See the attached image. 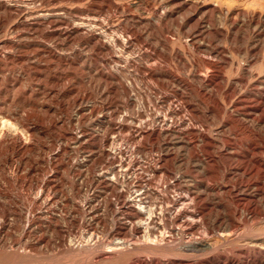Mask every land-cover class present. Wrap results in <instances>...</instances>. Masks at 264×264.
I'll list each match as a JSON object with an SVG mask.
<instances>
[{"label": "bare ground", "instance_id": "obj_1", "mask_svg": "<svg viewBox=\"0 0 264 264\" xmlns=\"http://www.w3.org/2000/svg\"><path fill=\"white\" fill-rule=\"evenodd\" d=\"M97 1H101L97 2L100 3L99 6L83 12L78 8H73V4L69 5L71 8L69 6L65 7L66 5L58 7L54 5L52 7L50 0H31L29 1L30 6L32 3L36 4L34 7L32 5V9H30L29 2L26 4L30 8H27V5L24 7L25 3L22 5L19 2L18 4L10 2V0H0V12L5 11L9 16L15 15V19H17L12 28L13 33L0 40V60L5 65L19 62L30 75L33 73L32 75L38 77L46 76L52 79V82L66 74L63 71L58 76L46 74V70L53 62L57 63L62 70H69V67H80L85 71L86 68L91 69L95 65L97 75L108 84L105 90L106 93L104 91L106 100H103V108L108 109V111L102 110L104 111L102 112L94 102H90L87 92L81 91L74 84L66 85L65 82V86L63 84L56 87L57 84L56 86H49L45 82L44 84L39 83L38 90L44 93V97L46 94L62 98L57 104L58 106H54V102L51 104L43 99V101L41 100V102H44L42 104L44 113L57 114L56 112L60 110L64 114L60 117L57 115L58 118L54 120H51V114H48L51 117L49 124H45L42 121L43 119L40 120L39 115L36 116V113L38 114L40 110H43L41 107L37 112L34 106V116L30 115L34 112L33 109L28 113V111L23 110L24 107L19 108L18 105L14 104L17 102L16 104L21 105L19 102H24L31 109L35 105L34 99L36 98H33L31 94H25L26 92L21 90L23 80L21 82L18 76L12 79V83L9 84L10 87H15L18 90L17 95L15 93L11 94L12 96L9 98L7 95V98L0 99V152L5 147L8 151L3 154L2 162H0V174H3L4 177L0 176L5 181H15L17 183L20 180V173L26 170L31 174L30 176L33 175L36 178V186L31 183L32 187L34 189L40 187V190L34 195L31 196L29 193L30 205L25 209L23 206L24 213L27 214L25 220H27L26 229L29 231L28 233L30 234V231L34 228L43 230L44 227L42 228L41 223L45 221L47 227L54 229L52 232L58 230L62 234L60 236L62 239H60L69 252L78 247L74 245L73 240L69 239V242H67V235L69 237L68 233L71 230L65 231L62 228V222L58 220L57 215L55 216L54 211L50 210L55 202L59 201L60 197L57 201V195L47 194L49 189L58 185L57 179L63 172V170L61 172V169L67 167L69 168L68 171L70 170L73 174L74 185L84 187L89 192V196L83 202H81L82 199L81 201H74V198V203L71 201L73 208L69 212L67 209L68 213L66 212V214H69L68 217L71 218L70 221L72 220L74 224V233L77 232L79 227H84L85 244L88 247L93 246V249H95L94 246H96L97 250L100 249L98 247H101V251H99L100 259L111 256L113 258V255L120 253H123L122 256H124L128 253L130 256L126 259V264H264V211L259 207V201L264 200V160L261 162L256 159L258 152L264 150V132L258 128L260 125L264 126V28L259 27L254 31L249 40L252 41L249 44L244 40L246 35L244 36L245 31L242 30L245 25L260 23L263 20L262 15L253 10H251L253 12H250V10L240 9L237 16H241V19H238L233 14V10H225L226 8L220 10L218 7V12L223 13V18L227 22V25L223 26L220 23L221 19L218 20L219 23L213 21V14L218 8L215 5L208 8L205 5L206 0H154V3L149 5L150 11L148 12H150V16L147 18L146 23L143 21L144 17H140V14V16L138 15L139 18L134 14H130L132 11H127V5L116 4L117 2L115 3L113 0ZM105 1L107 2V10L101 4ZM45 2L46 4H44ZM138 4L141 8L140 3ZM182 11L189 12L185 21L179 25L186 34L187 45H193L199 48L200 51L206 49L210 55L209 58H206L207 69L202 70V68L192 66L186 76L167 71V69L166 71L161 70L160 68L165 67L163 62L161 63L164 66L158 67V64L161 65L160 61L165 62L167 59L164 60L162 57L163 59L158 62V56L163 55H160L162 51L160 52L157 44L162 45L165 50L169 49L171 39L167 36L162 39L156 37L158 39L155 40L156 44L151 40L154 32V30L153 32L151 30L154 27L156 29L153 24L163 23L166 20L169 22L168 19L173 20L176 17L175 15ZM199 11H202V13L198 16L196 13ZM103 13H108L105 18L103 16L106 14ZM113 14L115 16L116 14L119 15V17L117 16V19L111 20L114 18H112ZM129 22L132 25L129 26ZM142 23L146 24V26L143 25L145 28L141 27L140 24ZM135 25H139L142 29H138V26L135 27ZM186 27L188 29L185 30ZM4 30L2 29L3 32ZM36 35H43V37L54 35L60 39L59 42L62 47L69 48L72 44L78 43L82 49L84 48L91 53L85 54L77 49H72L69 53H63L62 51L60 53V51L58 52L39 41H26L29 38L36 39L34 38ZM225 39L234 43L243 42L244 40L243 44L234 47L236 51L232 47V50L237 54H246V62L242 64L241 68L242 76L236 81H229L226 78L227 76L223 73L224 69L222 71V62L218 60V57H220L224 64L229 62L228 57L230 55L227 56V52L230 50L228 51L222 43ZM139 44L140 48L137 50ZM63 51L65 50L63 49ZM170 51L177 61L187 65V60H185L179 49ZM255 64H259L261 68V71L257 74L253 71ZM125 67H132L136 71V74L133 72L134 75L150 76L152 81L156 77H164V80L166 78L168 84L165 82L167 86H165V92L161 95V98L168 102V107L166 106L167 109L165 108L163 113L153 112V115L145 113L139 98L135 96L136 93L132 95L131 84L127 83V79H124L127 78L126 76L130 74V71L126 76L123 72L125 77H120V72ZM32 77L30 76V78ZM247 77L255 81L254 84H251L254 90L250 93L241 94L239 97L237 96L238 98L230 101L231 95H233L230 93L234 89V85L242 82L245 78L247 79ZM160 80H163V78L154 79V82ZM245 81H243V84ZM116 83L119 84V88L115 86ZM26 89L25 87L24 90ZM150 89L160 90L153 85ZM114 91L120 93L121 97L123 96L127 102L128 107L131 106L134 109L135 116L131 115V111L119 114V107H116V110L114 108L110 109L109 105L114 102L112 100H114L115 95H112V99L109 95L110 92L115 94ZM220 91L223 94L224 101L227 104L230 102L229 106L217 99V94ZM193 94H197V99H194L196 97L193 99L190 97ZM38 98L40 102V97ZM38 100L35 99V103ZM14 105L17 107L15 108ZM210 113L212 115H209L210 118H215V120H213L214 118L211 119L212 121H216V119L220 121V127L216 130L209 129L211 127L207 126L206 120L203 119ZM208 122L210 125V121ZM61 123L67 126L64 128L65 130L63 129L62 134L60 132L58 135L54 133L62 143L60 145L61 149L55 150L54 155L60 156L61 152L65 150L68 153L67 149L70 146L75 151L83 149L84 151H81L84 153L76 156L74 160L68 158L67 162H58L55 159L52 162H38L39 158H35L36 162H28V149L33 147L35 142H38L39 136L44 138L42 134H45L52 125L59 124L57 127H61ZM234 125L244 126L249 136L248 152L250 158L245 166L236 167L234 164L235 167H229V165L219 161L224 156L239 158L244 155L240 151L237 152V147L229 142L231 139L225 138L228 130ZM41 140L39 142H42ZM39 148L42 149L41 145ZM181 148H186L185 151L188 149L191 158H198V163L193 162L194 168L191 162L190 165L188 163V166H185V172L191 171L188 176L184 175L183 171L177 174L170 171L171 165L169 167V163L181 156L177 151L180 152ZM9 149H11L10 152ZM213 150H216V153ZM34 151H36V148ZM199 151L202 152V155H199ZM256 151H258L257 154ZM0 155L2 156L1 153ZM68 155L70 156V154ZM44 165L47 166L46 168L50 167L51 170L46 169L48 173L41 181L35 175L39 174ZM177 167L174 168L177 169ZM23 175H26V173ZM240 176L241 178H248L246 184H238L239 179L237 180V177ZM29 180L31 179L29 178ZM19 183L23 185L22 182ZM25 188L27 190V187ZM5 189L7 188L5 187ZM57 189L59 190V188ZM79 191L81 190L79 189ZM8 194L5 192L0 193V207H3L5 202L9 200H6V197L10 195ZM62 206L64 205L62 204ZM7 207H4V210L1 209L3 210L0 218V248L2 249L6 248L8 237L12 234L10 233L13 225L11 218L14 219L13 217L16 218L18 215H20V218L25 217H22L21 212L19 213L16 209ZM15 208L17 207L15 206ZM66 221V223H70L68 219ZM107 221H110L111 225L110 228L107 226L109 228L107 234L109 238L106 237L107 235H104V237L103 232L101 234V230L99 231L100 224L106 226ZM246 224H249L254 230L257 229V231L245 232L243 227ZM47 232L51 233L50 231ZM36 236H39V234H36ZM79 236L78 238H80ZM54 240L56 241V238ZM28 241L26 239L24 249H32V251H34L35 245L38 246L43 242L38 237L36 242H32L33 240ZM53 241L51 239V242ZM83 242L81 244H84ZM46 243H44L45 246H48ZM13 245H11V249L16 250ZM229 245L233 248H229L231 247ZM19 247H17V253ZM61 247L64 249L63 246ZM35 249L37 250V247ZM77 249V251L75 250L76 253L74 251L75 254H79L78 251L81 252L79 247ZM13 250L11 253L13 252L14 256L17 255ZM82 250L85 252V248ZM90 251L92 253L94 250L92 251L91 248ZM69 252L68 254L71 257ZM8 254L10 255V252ZM22 254L23 256L26 255ZM35 255L39 254L36 252ZM237 255H240V257L244 255V258H241L243 260ZM18 256L20 255L18 254ZM118 257L120 256L118 255ZM115 259L117 258L115 257Z\"/></svg>", "mask_w": 264, "mask_h": 264}, {"label": "rangeland", "instance_id": "obj_2", "mask_svg": "<svg viewBox=\"0 0 264 264\" xmlns=\"http://www.w3.org/2000/svg\"><path fill=\"white\" fill-rule=\"evenodd\" d=\"M16 1V2H15ZM25 1V2H24ZM10 0V2H14V3H20V4H24V7H26V5L28 4V2L29 1H31V0ZM64 1V2H63ZM74 3H73V2ZM80 1V2H79ZM50 0V2H52L51 3V6L52 7H54V5L55 6H65V7H68L69 5L71 6L72 4V7L73 8H78V9H80L81 11H83V12H85L87 9H90V8H92V7H96V6H99L100 5V3H97V2H101V1H95V0ZM116 4H122V5H127V11L128 12H131L130 14H134V15H136V17L137 18H139V16L140 17H144L143 18V21L144 22H146L147 23V18L150 16V12H148V11H150L149 10V5L151 4H153L154 3V0L152 1V0H136V2H135V0H122L123 1V3H122V1L121 0H113ZM119 1V2H118ZM121 1V2H120ZM132 1V2H131ZM138 1V2H137ZM49 2V3H50ZM55 2V3H54ZM63 2V3H62ZM142 2V3H141ZM144 2V3H143ZM206 3H205V5H207V7L208 8H210L211 6H216L217 8L219 7L220 8V10L221 9H225V10H227V9H231V10H233L234 11V15L235 16H237V14L239 13V11H240V9H246V10H250V12H253V11H255V12H258L259 14H261L262 15V19L264 20V0H206L205 1ZM18 3V4H19ZM27 3V4H26ZM57 3V4H56ZM127 3V4H126ZM138 3H140V6H141V8L139 7V4ZM149 3V4H148ZM44 4H46V2L44 3ZM86 4V5H85ZM90 4V5H89ZM101 4H103L104 5V8L107 10V7H106V5H107V2L105 1V2H102ZM209 4V5H208ZM217 4V5H216ZM32 5H33V7L34 6H36V4H33L32 3ZM32 5L30 6V2H29V6L31 7H29L28 5V7L27 8H30V9H32ZM69 6V8H71ZM85 6H87V7H85ZM132 7V9H131V7ZM146 6V7H145ZM138 7V8H137ZM148 7V8H147ZM129 8V9H128ZM219 8L214 12V14H213V21L215 22L216 21V23H219V19H221V21H220V23H221V25H223V26H226L227 25V22H226V20L223 18L224 16L222 15L223 13H221V12H218L219 11ZM205 9H207V8H205ZM251 10H253V11H251ZM145 11H147V12H145ZM202 11H204V10H202ZM202 11H199V12H197L196 14L199 16L201 13H202ZM140 12V13H139ZM183 12V11H182ZM182 12H178L175 16L177 17H175L176 18V20H175V18H173V20H171V19H168V20H170L169 22L167 21H165V22H159V23H156V24H153L154 26H156V29L158 28V27H160V28H158V30H156L155 29V27L151 30L152 32H153V30H154V32L152 33V36H151V40L153 41V43H155L156 41L155 40H158V39H156V37L157 38H164V37H169L170 39H171V41H170V50H172V49H175V50H180V52H182L183 53V56H184V58H185V60H187L186 62H187V65H184L182 62H179V61H177V59H175V57H174V55L171 53V51L169 50V49H164L163 47H162V45H160L159 46V44H157V46L159 47L158 49L160 50V52H161V54L160 55H163V56H158V58H159V60H158V62L160 61V60H162L163 58H164V60L165 59H167V60H165V62L162 60V61H160L159 63H161V62H163V63H165L164 65H165V67H162V65H163V63H161V65L160 64H158L159 66L158 67H162V68H160L161 70L163 69L164 71H166V69H167V71H171V72H174V73H176V74H178V75H181V76H186L187 74H188V72H189V68L190 67H198V68H202V70L204 69H207L208 67H207V62H206V58H209V54H208V51L206 50V49H201V51H200V49L199 48H197V47H195V46H193V45H190V44H188V45H190V46H188L187 45V38H186V34H185V32H184V30L183 29H181L180 27H179V25L181 24V23H183L184 21H185V19H186V17H188V13H187V11H184L183 13ZM186 12V13H185ZM6 12L5 11H3V12H0V40L1 39H3V38H5V37H7V36H10L12 33H13V31H12V28H13V25L15 24V20H17V19H15V15L14 16H9L7 13L5 14ZM137 13V14H136ZM143 13H145V14H143ZM199 13V14H198ZM105 16H103L104 18L107 16V14L108 13H103ZM118 14V13H117ZM116 14V16H115V14H113V16H112V18L113 19H111V20H115V19H117V16L119 17V15H117ZM140 14V15H139ZM139 15V16H138ZM71 16V15H70ZM185 16V17H184ZM14 19H12V18ZM184 17V18H183ZM221 17V18H220ZM5 18V19H4ZM236 18H240L241 19V16L239 17V16H237ZM7 19V20H6ZM10 19V20H9ZM219 20V21H218ZM262 20V21H263ZM9 21V22H8ZM11 21H14L13 23L11 22ZM172 21V22H171ZM257 22V23H252L253 25H255L254 27H253V25L252 24H249V25H245V27L243 26V32H244V36L246 35L247 36V39H246V36H245V41H246V43L247 44H249L251 41H249L250 39H251V37H252V35H253V33H254V31L255 30H257L259 27L260 28H264V21L263 22ZM6 24H5V23ZM12 23V24H11ZM168 23V24H167ZM223 23V24H222ZM263 23V24H262ZM259 24H261V25H259ZM128 25L130 26V25H132L131 24V22H129L128 23ZM140 25H142L141 27H143V28H145L143 25H145L146 26V24H144V23H142V24H140ZM252 25V26H251ZM138 26V29L140 28V29H142L141 27H139V25H137ZM136 25H135V27H137ZM158 26V27H157ZM249 26V27H248ZM5 27V28H4ZM249 29H248V28ZM150 28H151V24H150ZM2 29L4 30V32L2 31ZM186 29H188L187 27L185 28V30ZM14 30V29H13ZM247 30V31H246ZM264 30V29H263ZM164 33V34H163ZM251 35V36H250ZM37 36V37H36ZM34 38H36V39H31V38H29V39H27L26 41H36V42H40V43H42V44H45V45H47V46H49L50 48H52V49H55V50H57L58 52L60 51V53H69V52H71L72 51V49H77V50H79V51H81L82 53L84 52L85 54H90L91 52H87L86 51V49H82V47H81V45H79L78 43H75V44H72L71 46H69V48H65V47H62L61 45H60V39H58L56 36H54V35H48V36H44L43 37V35H36ZM39 36H41V37H39ZM2 37V38H1ZM146 36L144 35V38H145ZM49 38V39H48ZM54 38V39H53ZM146 39V38H145ZM244 40H243V42H244ZM42 41V42H41ZM50 42V43H49ZM243 42L242 41H239L238 43H234V42H232V41H230V40H223V44L227 47V49H228V51L229 52H227V56H229L228 58H229V62L228 63H226V64H224V62H223V60L221 61L220 60V57H218V60L220 61V62H222V71H223V69H224V71H223V73H224V75L225 76H227L226 78L227 79H229V81H236V80H238L239 79V77L241 78V76H242V74H241V68H242V64H244L245 62H246V54L245 53H243V54H241V55H239V54H237V52H235L236 51V46H238L239 44H243ZM53 43V44H52ZM77 44V45H76ZM156 44V43H155ZM138 45V44H137ZM76 46V47H75ZM55 47V48H54ZM70 47H72V48H70ZM79 47H80V49H79ZM162 47V48H161ZM232 47H233V49L235 50V51H233L232 50ZM235 47V48H234ZM59 48V49H58ZM138 48H140V44H139V47L137 46V50H138ZM63 49L65 50V51H63ZM196 49V50H195ZM163 50H165V52H163ZM232 50V51H231ZM62 51V52H61ZM153 52H155L154 50H153ZM233 52H235V53H233ZM164 53H165V55H164ZM233 55V56H232ZM167 58H166V57ZM208 56V57H207ZM94 57V56H93ZM163 57V58H162ZM222 59V58H221ZM95 60V59H94ZM231 60V61H230ZM182 63V64H181ZM0 99L1 100H3V98L5 99V98H9L10 96H12L13 94H15V95H17V93H18V90L15 88V87H10L9 86V84H11L12 83V79H14V78H16L17 76H18V78L19 79H21V82H22V80H23V87L25 86L27 89L26 90H24V88L22 89L21 88V90H23V92H26L25 94H31L32 95V97L33 98H35L36 100H38L39 98L38 97H40V102H41V100L43 99L45 102H48V103H51L52 104V102H54V106H56L59 102H60V99L62 100V98L61 97H59V96H54V95H52V96H49V95H46L45 94V97H44V93L41 91V90H38V84L39 83H42V84H44V82H45V84L47 83L49 86H53V85H55L56 86V84H57V86L56 87H60L61 85H63L64 84V86H65V82H66V85H76V87L78 88V89H80L81 91H86L87 92V94H88V96H89V98H90V102L91 103H95L96 104V106L97 107H99V110H104V111H108V109H104L103 108V102L106 100V95H104V91L106 90V88H107V83L105 82V81H103L101 78H100V76L99 75H97V73L95 72V65H93L92 66V68L91 69H88V68H86L85 69V71L83 70V69H80V67H71L72 68V70H71V68L69 67V70H62V68L60 67V66H58V64L56 63L55 64V62H53L52 64H51V66L50 67H48V69L46 70V74H51L50 76H53V75H56V76H58L59 75V73H61L62 71L64 72V73H66V74H63V77H61L60 79H58V80H55V81H53L52 82V79H50V78H47L46 76H42L43 77V79H42V77H38V76H34V75H32L33 73H31V75L29 74V72L27 73V71L25 70V69H23V65L21 64V63H17V62H15V64L14 63H8V65H5L4 64V62L3 61H1L0 60ZM4 64V65H3ZM11 64V65H10ZM163 65V66H164ZM58 66V67H57ZM3 67V68H2ZM54 67V68H53ZM259 67V68H258ZM11 68V69H10ZM19 68V69H18ZM128 68H130V67H128ZM127 67H125V68H123L122 70H121V72H120V77L121 78H123V77H125L126 76V74H129V71H130V78H129V75H127L126 77L127 78H124V79H127V81H125L124 79V81L125 82H127V83H129V84H131L130 86H132L131 87V89H133V93H132V95H134L135 93V96L136 97H138L139 98V100H140V102H141V104L143 105V107H144V111H145V113H147V114H149V113H151L150 115H153L154 113H157V112H161V113H163L165 110V108L167 109V107H168V102H166L165 101V99L164 98H161V95H163V93L165 92V86H167V84H168V82H167V80H166V78H165V80H164V77H162L163 78V80H160V81H156V82H154V79L155 80H159V79H162V78H153V81H152V79H151V77L150 76H147V75H142V74H138V75H140V76H138V75H134V73L136 74V71H134L133 70V68L131 67L130 69H128ZM7 69V70H6ZM16 69V70H15ZM78 71H77V70ZM128 69V70H127ZM169 69V70H168ZM256 70V72H255V70ZM3 70V71H2ZM12 70V71H11ZM57 70V71H56ZM81 70V71H80ZM133 70V71H132ZM14 71V72H13ZM26 71V72H25ZM87 71V72H86ZM253 71H254V73L255 74H257V73H259L260 71H261V68H260V66H259V64H255L254 66H253ZM19 72V73H18ZM75 72H77V73H75ZM125 73V76H124V73ZM132 72V73H131ZM134 72V73H133ZM7 73V74H6ZM92 73V74H91ZM96 73V74H95ZM123 73V74H122ZM12 74V75H11ZM27 74V75H26ZM83 74V75H82ZM122 74V75H121ZM32 77V78H30V76ZM74 75V76H73ZM76 75V76H75ZM81 75V76H80ZM86 75H88V76H86ZM91 75V76H90ZM67 76V77H66ZM82 76H84V77H82ZM132 76V77H131ZM134 76V77H133ZM135 76H137V77H135ZM6 77V78H5ZM26 77V78H25ZM36 77V78H35ZM82 79H81V78ZM97 77H99V78H97ZM150 79V81H149V79ZM40 78V79H39ZM129 78V79H128ZM134 80H133V79ZM135 78H136V80H135ZM139 78V79H138ZM32 79V80H31ZM34 79V80H33ZM36 79H38V80H36ZM64 79V80H63ZM66 79V80H65ZM70 79V80H69ZM84 79V80H83ZM89 79H91V80H89ZM93 79V80H92ZM130 79H132L130 82H129V80ZM138 79V80H137ZM145 79H146V81H145ZM148 79V80H147ZM7 80V81H6ZM47 80H48V82H47ZM74 80V81H73ZM99 80V81H98ZM101 80V81H100ZM246 80V81H245ZM3 81H4V83H3ZM34 81V82H33ZM61 81V82H60ZM64 81V82H63ZM135 81V82H134ZM152 81V82H151ZM162 81V82H161ZM243 81H245L244 82V84H243ZM242 82H240V83H236L235 85H234V89H232L231 91V93L230 94H233V95H231V98H230V101H233L234 99H236V98H238L241 94H245V93H250L252 90H254V87L253 86H251V84H254L255 83V81L253 80V79H250V78H248L247 77V79L245 78L244 80H243ZM37 82V83H36ZM68 82V83H67ZM82 82H84V83H82ZM104 82H105V84H104ZM132 82H133V84H132ZM147 82H149V83H147ZM160 82V83H159ZM167 84H166V83ZM27 83V84H26ZM51 83H53V84H51ZM70 83V84H69ZM136 83V84H135ZM145 85H144V84ZM153 83V84H152ZM163 83V84H162ZM51 84V85H50ZM79 84V85H78ZM98 86H97V85ZM1 85H3V86H1ZM83 85V86H82ZM91 85V86H90ZM101 85V86H100ZM119 84L118 83H116L115 84V86L116 87H118L119 88V86H118ZM155 86L156 88L158 87L160 90H151L150 89V87L151 86ZM163 85V86H162ZM225 85H227L226 83H225ZM241 85V86H240ZM29 86V87H28ZM35 86V87H34ZM81 86V87H80ZM103 86V87H102ZM150 86V87H149ZM235 86H236V88H235ZM249 86H251V87H249ZM2 87V88H1ZM8 89H7V88ZM37 87V88H36ZM115 87V88H116ZM144 87V88H143ZM146 87V88H145ZM10 88V89H9ZM11 88H13L12 90H11ZM15 88V89H14ZM32 88H34V90H36V91H34V90H32ZM36 88V89H35ZM91 88V89H90ZM96 88V89H95ZM102 88V89H101ZM142 88V89H141ZM6 89V90H5ZM30 89V90H29ZM161 89H162V91H161ZM236 89V90H235ZM4 90V91H3ZM8 90V91H7ZM15 90V92H13ZM20 90V91H21ZM101 90V91H100ZM7 91V92H6ZM19 91V92H20ZM33 91V92H32ZM40 91V92H39ZM96 91V92H95ZM145 91V92H144ZM160 91H161V93H160ZM248 91V92H247ZM22 92V91H21ZM32 92V93H31ZM42 92V93H41ZM138 92V93H137ZM10 93V94H9ZM96 93V94H95ZM105 93H106V91H105ZM114 93L115 94H113L112 92H110V98L112 99V95H115V97L113 98L114 100H112V101H114V102H112V105H109V107H110V109H117L118 107H119V109L118 110H120L119 112V114H123V112L124 113H126L127 111L128 112H130L131 113V115H134L135 113V111H134V109L131 107V106H129V107H131V108H129L128 107V105H127V102L125 101V99L123 98V96L121 97V95H120V93H116V91H114ZM4 94H6V95H4ZM12 94V95H11ZM101 94V95H100ZM8 95V96H7ZM142 95V96H141ZM196 95L197 94H193V95H190V97H192V99L194 98V97H196ZM5 96V97H4ZM7 96V97H6ZM234 96V97H233ZM238 96V97H237ZM43 97V98H42ZM50 99H49V98ZM104 97V98H103ZM147 97V98H146ZM189 97V96H188ZM217 99L219 100V101H223V103L224 104H226V106H229L230 105V102L227 104L224 100L225 99H223L224 97H223V94H222V92L220 91L218 94H217ZM223 97V98H222ZM48 98V99H47ZM121 100H120V99ZM143 98V99H142ZM35 99H34V104L35 105H33L32 106V108H31V106H30V108L31 109H29V105L28 106H26L25 105V103L24 102H19V103H21V105L20 104H16V103H14L15 105H18L19 106V108H23V110L24 111H28V113L32 110V111H34L35 109V111H37V112H39V110L42 108V104L44 103V102H39V100L38 101H36V103H35ZM57 99V100H56ZM94 99V100H93ZM96 99V100H95ZM100 99V100H99ZM105 99V100H104ZM154 99V100H153ZM194 99H197V97L196 98H194ZM42 100V101H43ZM50 102H49V101ZM104 100V101H103ZM149 100H150V102H149ZM156 101H157V103H156ZM210 101V100H209ZM39 102V103H38ZM145 102V103H144ZM165 102V103H164ZM37 104H39V105H37ZM145 104V105H144ZM15 105H14V107H15ZM41 105V106H40ZM34 106H35V109H34ZM58 106V105H57ZM163 106V107H162ZM167 106V107H166ZM12 107H13V105H12ZM17 107V106H16ZM15 107V108H16ZM37 107V108H36ZM41 107V108H40ZM100 107H102V108H100ZM117 107V108H116ZM160 107V108H159ZM203 107V106H202ZM126 108V109H125ZM129 108V109H128ZM150 108V109H149ZM158 108V109H157ZM26 109H28V110H26ZM43 109V108H42ZM160 110V111H159ZM35 111L34 112H32V113H30V115H34L35 116ZM104 111H102V112H104ZM133 111V112H132ZM60 112V110H58V112H56L57 114H54V113H48V114H51V117H50V115H48L47 113H44V109L43 110H40V112L37 114L36 113V116L37 115H39L38 117L39 118H41L40 120H42L45 124H49L50 122L49 121H51V120H54L55 118H58V117H60V116H64V114H62L61 112ZM154 112V113H153ZM144 113V114H145ZM57 115H59L58 117H57ZM136 115V114H135ZM134 115V116H135ZM212 116L211 115V113L210 114H208V116L206 117V118H203L204 119V121H205V123H207V126H209V127H211V128H209V129H211V130H216L218 127H220L219 125H220V121L218 120V119H216V121H212L211 119H213L214 117H211L210 118V116ZM44 116H46V117H44ZM54 116V117H53ZM56 116V117H55ZM46 118H48V119H46ZM50 118H51V120H50ZM209 120H208V119ZM213 120H215V118L213 119ZM46 121V122H45ZM208 121H210V123L212 124H210L209 125V122ZM216 125H215V124ZM63 125H64V127H63ZM57 126H59V124H57V125H52V127H50V129H48V131L45 133V134H42V136H44V138H42L41 136H39V138H38V142L36 143L35 141V143H34V145H33V147H31L32 148V150L34 151V149L36 148V151H32V150H30V149H28L29 151H28V154L31 156H29V155H25L27 158H28V162L30 161V162H34L35 161V158L36 159H38L37 161L38 162H52L53 161V159H55L56 161H58V162H67V160H68V158H71V159H75L76 158V156H79V155H81L82 153H84L83 151V149H81V150H83V151H75V150H73L72 148H71V146L67 149V151H68V153L66 152V150L65 151H62L61 152V155L60 156H55L54 155V151L55 150H57V149H61V147H60V145L62 144V143H60V140L58 139V138H56L57 136L56 135H58V133L60 132V134H62L63 133V131L65 130L64 128H66V124H60V126L61 127H57ZM213 126V127H212ZM55 127H56V129H55ZM63 127V128H62ZM216 127V128H215ZM234 127V128H233ZM230 130H228V132H230V133H226V137L225 138H228V139H231L229 142L230 143H233L236 147H237V152L238 151H240V152H242L241 154H244L243 156H241V157H239V158H237V157H235V156H230V157H227V156H224V157H221V159H219V161H221L223 164H227V165H229V167H237V166H245V164L248 162V160H249V158H250V155H249V152H248V143H249V136H248V134L246 133V128L244 127V129H243V127H242V125H234ZM242 128V130H241V128ZM57 131H55L54 129ZM58 128V129H57ZM62 128V129H61ZM215 128V129H214ZM258 128H259V130H261L262 132H264L263 130H264V126L263 125H260V126H258ZM64 129V130H63ZM236 129V130H235ZM51 132H50V131ZM233 133H232V132ZM234 131H235V133H234ZM48 132H49V134H48ZM56 135H55V134ZM51 134V135H50ZM53 134V135H52ZM239 134V135H238ZM50 135V136H49ZM55 135V136H54ZM230 135V136H229ZM235 135V136H234ZM229 136V137H228ZM40 137H41V139H40ZM52 138V139H51ZM228 139H226V140H228ZM42 141V142H39V141ZM46 140V141H45ZM53 141V142H52ZM233 141V142H232ZM52 142V143H51ZM120 142V141H119ZM241 142V143H240ZM39 143V144H38ZM237 143V144H236ZM45 144V145H44ZM53 144H54V146H53ZM36 145H37V147H36ZM41 145V148L42 149H40L39 148V146ZM47 145V146H46ZM50 145V146H49ZM52 145V146H51ZM247 146V147H246ZM51 148V149H50ZM6 149V150H5ZM52 149H53V151H52ZM3 150H4V152H3ZM10 150L11 149H9V152H10ZM186 150V148H181L180 149V152H179V150H177L178 151V153H180V157H178V159H174L173 161H170V163H169V167H170V165H171V167H170V171L171 172H173V173H179V172H184V175H186V176H188L189 174H190V170L188 171V172H185V166H188V163H189V165L192 163V165H193V168H194V164H193V162L196 164V163H198V158L197 157H194V158H191L190 156H189V150L187 149V151H185ZM31 151V152H30ZM75 151V152H74ZM213 151H215V153H216V150H213ZM244 151V152H243ZM259 151V150H258ZM258 151H256V154H257V152ZM264 150H261V151H259L258 152V154L256 155V159L258 160V161H263L264 160V152H263ZM3 152V153H2ZM2 152H0L1 154H2V156L0 157V162H2V158H3V154H5L6 152H8L7 151V148L5 147V148H3L2 149ZM27 152V151H26ZM32 154H30V153ZM49 154H48V153ZM246 152H247V154H246ZM41 153V154H40ZM46 153V154H45ZM64 153V154H63ZM66 153V154H65ZM186 153H187V155H186ZM26 154V153H25ZM68 154H70V156L68 155ZM45 155V156H44ZM199 155H202V152H200L199 151ZM217 156H218V154H216ZM37 156V157H36ZM183 156V157H182ZM32 157H34V158H32ZM43 157V158H42ZM57 157V158H56ZM226 157V158H225ZM30 158V159H29ZM190 158H191V160H190ZM197 158V159H196ZM225 158V159H224ZM233 158V159H232ZM244 158V159H243ZM32 159H34V160H32ZM186 159H187V161H186ZM193 159V160H192ZM239 159H240V161H239ZM41 160V161H40ZM49 160V161H48ZM197 160V161H196ZM233 160V161H232ZM36 162V161H35ZM172 162V163H171ZM187 162V163H186ZM191 162V163H190ZM245 162V163H244ZM240 163V164H239ZM243 165H242V164ZM30 164V163H29ZM182 164V165H181ZM234 164H235V166H234ZM236 164H238V165H236ZM43 165V164H42ZM177 165H178V167H177ZM232 165V166H231ZM45 166V167H44ZM44 166H42V169L39 171V174L38 175H35V176H37L38 178L37 179H40L41 181L45 178V175L48 173V171H50L51 170V168L49 167V168H46L47 166L46 165H44ZM177 167V169H175V168ZM67 167H65V168H62L61 169V172H62V170H63V172L60 174V179L58 178L57 179V181L58 182H60V183H58L57 182V186L56 187H54V188H51V189H49L48 190V192H47V194L48 195H51V196H53V195H57V201H58V199H59V197H60V199H59V203L58 202H55V204H54V206L50 209L51 211H54V214H55V216L57 215V217H58V220H60L61 222H62V224H63V226L61 225V223H59V225H61L62 226V228H64L65 229V231H69V230H71V232H69L68 234H69V237H68V235H67V242H69V239L72 241V242H74L73 244L76 246H78L79 247V250H81V252H83V250L82 249H84L85 248V252H90V253H88L87 252V254H85V252H83V253H81V252H77V253H79V254H75L76 253V251L78 250L77 248L74 250L75 251V253H74V251H70L69 252V250L63 245V243H62V241H61V237L60 236H62V234H60V232H58V230H56L57 231V233H59V234H57L56 233V231L55 232H52V230H54L53 228H49V227H47V224L45 223V221H43L42 223H41V226H42V228H43V230L41 229V230H39L38 228H34V229H32V231H30V234L28 233L29 231L26 229V221L27 220H25V218L27 219V214L26 213H24V209L27 207V206H29L30 204V199H29V193H30V195L32 196V195H34L37 191H39L40 190V187H39V189L38 188H33L32 186L33 185H35L36 186V178L32 175V176H30L31 174H29L26 170H24V172L26 173V175H23L22 176V174H25L24 172L23 173H20V177H19V179L20 180H18V182L17 183H15V181L13 182V181H5V180H3L4 178H1L2 176H3V174H0V175H2V176H0V179H2V180H0L1 182H0V193L2 192H5L6 194H8L9 196H7L6 197V200H8L7 202H5V205L3 206V207H0V218H1V216H2V214H3V208L4 207H7V208H10V209H16L19 213L21 212V214H22V217H24V218H20V215H18V216H16V218L15 217H13L14 219H12L11 217V222L13 223V225H14V227H13V225H12V228H11V230H10V233H12V234H10V236L8 237V240H7V246H6V248H0V264H124V262L126 261V259L127 258H129V254L128 253H126V255L124 254V256H122L123 255V253H120V254H118L120 257H118V255H113V258H112V256L111 257H109V258H103V259H100V256H99V254H100V252L99 251H101V247H98V249L99 250H97V247L96 246H94L95 247V249H93V246L91 247L92 248V253H91V251H90V246L88 247L85 243H86V241H85V239H86V237L84 236V227H82V228H80L79 227V229H77V232H75L74 233V231H73V229H74V224H73V222H72V220L70 221V219L71 218H69L68 216H69V214H66V212L68 211H70L72 208H73V204L72 203H74V201H81V199H82V201L81 202H83L84 201V199L87 197V196H89V192L87 191V190H85V188L84 187H77L76 185H74V183H73V179H72V177H73V174H72V172L69 170L68 171V169L69 168H67ZM173 168V169H172ZM44 169V170H43ZM48 171H47V170ZM172 170H174V171H172ZM44 171V172H43ZM66 171V172H65ZM70 172V173H69ZM67 173V174H66ZM28 174H29V178L31 179V180H29V178H28ZM44 176V177H43ZM4 177V176H3ZM35 178V179H34ZM245 178H247V177H243V178H241V176L240 177H237V180L239 179V181H241V182H243V183H241V182H239L238 181V184H242V185H244V183L246 184L247 183V181H248V178L247 179H245ZM25 179V180H24ZM26 179H27V181H26ZM25 182H24V181ZM5 181V182H4ZM31 181V182H30ZM8 182V183H7ZM12 182H13V184H12ZM19 182H22V184L23 185H21ZM24 182V183H23ZM2 183V184H1ZM4 183H5V185H4ZM8 185H7V184ZM15 183V184H14ZM31 183L33 184V185H31ZM234 183V182H233ZM232 183V185H234ZM14 185V186H11V185ZM16 184H17V186H16ZM60 184V185H59ZM62 184H64V185H62ZM2 185H4L7 189H5V187L4 186H2ZM7 185V186H6ZM21 185V186H20ZM73 185H74V187H73ZM30 186V187H29ZM25 187H27V190H26V188ZM16 188V189H15ZM23 188V189H22ZM30 188V189H29ZM31 188H33L32 190H31ZM57 188H59V190L57 191L56 189ZM78 188V189H77ZM3 189V190H2ZM9 189V190H8ZM18 189V190H17ZM79 189L81 190V191H79ZM83 189H84V191H83ZM9 192H8V191ZM17 190V191H16ZM34 190V191H33ZM63 190V191H62ZM78 190V191H77ZM27 191V192H26ZM29 191V192H28ZM49 191H51V192H49ZM56 193V194H55ZM58 193V194H57ZM22 194V195H21ZM25 194V195H24ZM83 194V195H82ZM86 194V195H85ZM16 195V196H15ZM20 195V196H19ZM62 196V197H61ZM67 196V197H66ZM81 196V197H80ZM25 197H26V199H25ZM24 198V199H23ZM75 198V199H74ZM79 198V199H78ZM29 199V200H28ZM73 199H74V201H73ZM77 199V200H76ZM13 200V201H12ZM27 200V201H26ZM71 201H72V203H71ZM63 202V203H62ZM9 203V204H8ZM28 203V204H27ZM66 205H65V204ZM261 203L263 204L262 206H261ZM12 204V205H11ZM62 204L64 205V206H62ZM56 205V206H55ZM69 205H72V206H70L69 207ZM15 206L17 207V208H15ZM23 206H24V209H23ZM66 206V207H65ZM13 207V208H12ZM21 207V208H20ZM55 207V208H54ZM259 207L261 208V209H263V211H264V200L263 199H261L260 201H259ZM1 209H3V210H1ZM61 209V210H60ZM68 209V210H67ZM23 210V211H22ZM67 210V211H66ZM59 213H58V212ZM67 212V213H68ZM24 213V214H23ZM62 213V214H61ZM54 214H50V215H54ZM64 214V215H63ZM67 215V216H66ZM61 217V218H60ZM64 217H68L67 219L70 221V223L68 222V223H66L67 221V219L66 218H64ZM87 217H89L88 215H87ZM64 219V220H63ZM264 220V219H263ZM25 221V222H24ZM59 221V222H60ZM23 222H24V224H23ZM43 223H44V225H43ZM65 223H66V225H65ZM46 224V225H45ZM24 225H25V227H24ZM247 225V224H246ZM246 225H244V227H243V229L245 230V232H250V231H257V229H253V228H251V226L249 225V227H248V225L246 226ZM46 226V227H45ZM73 226V227H72ZM111 227V225H110V221H107L106 222V226H104V225H102V223L100 224V227H99V231L101 232V234H102V232H103V236L105 235H107L108 234V231H109V228ZM105 227V228H104ZM247 227V228H246ZM48 230H47V229ZM67 228H68V230H67ZM70 228H72V229H70ZM100 228H102V229H100ZM108 228V229H107ZM81 229V230H80ZM106 231H105V230ZM46 230V231H45ZM78 230H79V235H78ZM36 231V232H35ZM47 231H50L51 233H49V232H47ZM40 232H41V234H40ZM43 232V233H42ZM47 232V233H46ZM107 232V233H106ZM248 232V233H249ZM24 233V234H23ZM28 233V234H27ZM46 233V234H45ZM49 233V234H48ZM73 233V234H72ZM36 234L38 235L39 234V236H36ZM51 234V235H50ZM56 234V235H55ZM82 234H83V236H82ZM29 235H30V237H29ZM48 235H49V237H48ZM59 235V236H58ZM75 235V236H74ZM20 236V237H19ZM43 236V237H42ZM52 236V237H51ZM55 236V238H56V241L54 240L55 238H53ZM71 236V237H70ZM78 236L80 237V238H83V239H81L80 240V238H78ZM82 236V237H81ZM104 236V237H105ZM14 237V238H13ZM29 239H28V238ZM33 237H35V238H33ZM37 237L38 238H40L41 240H43V242L42 243H40V244H38V246L37 245H35V248L37 247V250L34 248V251H32V249H24V245H26L25 243H26V239H27V241L28 240H30V241H28V242H31L32 240V242H36L37 241ZM51 237V238H50ZM73 237V238H72ZM107 238H109V236L107 235L106 236ZM31 238H33V239H31ZM61 238V239H60ZM72 238V239H71ZM17 239V240H16ZM50 239V241H48V240ZM51 239H52V241L53 242H51ZM59 239V240H58ZM13 240V241H12ZM14 240H16L15 242H14ZM35 240V241H34ZM9 241H10V243H9ZM20 242L19 244L17 243V242ZM58 241V242H57ZM84 241V242H83ZM12 242V243H11ZM46 242H48V243H46ZM84 243V244H81V243ZM44 243H46V245H48V246H45V244ZM50 243H52L51 245H50ZM79 243V244H78ZM13 245V244H15V245H13V248H15L16 247V250L14 249H11V245ZM58 244H60V245H58ZM62 244V245H61ZM9 245H10V248H9ZM16 245H18V246H16ZM41 246V248H40V246ZM44 245V246H43ZM55 245H56V247H55ZM20 246V247H19ZM23 246V247H22ZM50 246V247H49ZM53 246V247H52ZM60 246V247H59ZM61 246H63V248L64 249H66V250H64V249H62V247ZM84 248H83V247ZM229 246H231V245H229ZM17 247H19L20 249L18 250V253H17ZM46 247V248H45ZM55 247V248H54ZM82 247V248H81ZM21 248H23L22 250H21ZM48 248V249H47ZM57 248V249H56ZM228 248V247H227ZM229 248H233V246H231V247H229ZM6 249V250H5ZM86 249H87V251H86ZM8 250H9V252H10V255L8 254L9 252H8ZM14 251V253L16 252L17 253V255L15 254V256L13 255V252L11 253V251ZM25 250V251H24ZM26 250H28V251H26ZM46 250V251H45ZM49 250V251H48ZM62 250V251H61ZM65 252H64V251ZM32 251V252H31ZM98 251V252H97ZM5 252V253H4ZM7 252V253H6ZM21 252V253H20ZM32 254H31V253ZM36 252H37V254H39V255H35L36 254ZM41 252V253H40ZM55 252V253H54ZM64 252V253H63ZM67 252V253H66ZM68 252L69 253H71V257H70V255L68 254ZM22 253H24V254H26V255H24V256H27V257H24L23 256V254ZM80 253H81V257H80ZM97 253V254H96ZM8 254V255H7ZM18 254L20 255V256H18ZM35 256H34V255ZM68 254V255H67ZM73 254V255H72ZM83 254H85V255H83ZM89 254H91V255H89ZM95 254V255H94ZM3 255V256H2ZM5 255V256H4ZM31 255H32V257H31ZM75 255H77V256H75ZM34 256V257H33ZM73 256H75V257H73ZM89 256H94L93 258H91V257H89ZM5 257H7V258H5ZM115 257L117 258V259H115ZM124 259H123V258ZM126 257V258H125ZM237 257H240V255H237ZM102 258V257H101ZM111 258V259H110ZM119 258V259H118ZM241 258H244V255H242L241 257H240V259ZM95 259H97V260H95ZM99 260V261H98ZM241 260H243V259H241ZM127 262V261H126ZM126 262H125V264H126Z\"/></svg>", "mask_w": 264, "mask_h": 264}]
</instances>
